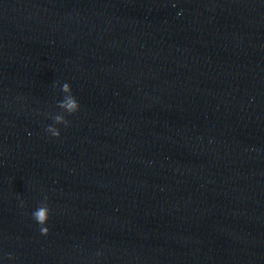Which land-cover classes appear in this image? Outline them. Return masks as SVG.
<instances>
[{"label":"water","instance_id":"water-1","mask_svg":"<svg viewBox=\"0 0 264 264\" xmlns=\"http://www.w3.org/2000/svg\"><path fill=\"white\" fill-rule=\"evenodd\" d=\"M0 260L264 264V0H0Z\"/></svg>","mask_w":264,"mask_h":264},{"label":"clouds","instance_id":"clouds-1","mask_svg":"<svg viewBox=\"0 0 264 264\" xmlns=\"http://www.w3.org/2000/svg\"><path fill=\"white\" fill-rule=\"evenodd\" d=\"M173 7H175V4H173ZM177 15H180V13H177ZM60 92L64 93L66 95V99L63 101H60L58 103V107L62 108L64 112L67 113V115H72L77 113L80 110V104L79 101L75 96H69L68 94L71 93V85L67 82H64L62 84L57 85ZM70 99V104L68 103V100ZM56 125H65L67 126V120L64 116H57L55 119V123L47 126L46 132L50 137L53 138H59L60 137V130ZM37 209H35L32 213V219L33 221L39 226L40 234L43 236H47L49 234V228L47 227L49 216H50V209L47 205V203H44L42 205H38ZM40 211H43V216L40 215ZM8 259H12L11 256L8 257ZM0 264H3L2 260H0Z\"/></svg>","mask_w":264,"mask_h":264}]
</instances>
